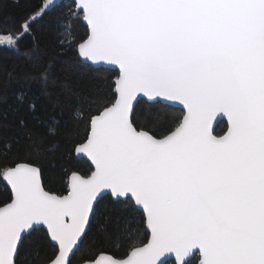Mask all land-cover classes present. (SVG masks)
Wrapping results in <instances>:
<instances>
[{
  "label": "snow or ice",
  "instance_id": "1",
  "mask_svg": "<svg viewBox=\"0 0 264 264\" xmlns=\"http://www.w3.org/2000/svg\"><path fill=\"white\" fill-rule=\"evenodd\" d=\"M56 9H66L59 50L44 67L39 45L21 51V41ZM0 45L32 63L38 75L20 80L44 95L67 53L99 85L74 109L69 138L80 123L86 135L65 157H86L89 172L61 165L60 193L46 185L45 138L29 126L40 119L35 101L16 95L14 124L0 108V129H15L0 133V264H38L40 241L52 252L46 264H264V0H42ZM105 200L122 206L126 247L83 255L94 218H109Z\"/></svg>",
  "mask_w": 264,
  "mask_h": 264
},
{
  "label": "trees",
  "instance_id": "2",
  "mask_svg": "<svg viewBox=\"0 0 264 264\" xmlns=\"http://www.w3.org/2000/svg\"><path fill=\"white\" fill-rule=\"evenodd\" d=\"M46 1V0H45ZM42 4V0H0V36L14 34L22 22L32 13L36 12ZM66 9H56L45 15L43 19L33 25V36L27 37L21 41V51L24 48L39 45L37 53L38 63L44 67L48 66L50 55L57 53L59 50L56 23L62 19ZM86 27L77 26L76 37H83ZM34 37V39H33ZM69 71H65L69 68ZM28 72L33 76L38 73L34 70L31 62L26 58L18 55L14 50L7 46L0 45V108L8 113V119L5 124H14L11 108L15 106L16 95L24 91L29 98L33 99L36 104L39 121L29 120V126L40 136L44 137V143L41 146L45 151L43 161L46 170V185L50 190L63 192L64 185L61 179V165H66L81 174H87L90 165L83 159L73 157L66 160V154L72 146L79 142L85 135L83 123L78 125V135H72L69 138V132L76 129L77 125L74 120V109L78 105H87L88 99L96 95V88L99 87L89 75H85L78 67L76 59L70 54H63L52 65L50 69L51 79L56 83L47 89V95L42 94V88L39 82L33 81L24 84L20 77L23 73ZM115 76H112V80ZM68 83L71 91L64 89L63 85ZM175 116H180V109H171ZM27 107L20 113L25 115ZM59 121L56 129V135L49 136L48 125L52 120ZM225 123L217 127V132L225 131ZM15 129L5 127L0 129L3 137L7 139L12 136ZM50 144L57 145L55 151L47 152ZM54 166V167H53ZM52 173L54 178L49 180L48 175ZM8 193L0 187V205L7 200ZM109 209L108 219L98 215L93 220L91 230L85 238V246H82L81 253L89 257L96 258L100 254L122 255L126 244L120 237V221L122 213L120 207L111 205L108 200L101 202V207ZM98 224H106L107 231L97 230ZM138 239L146 242L148 233L141 229ZM39 261L38 264H46L48 257L52 255L51 249L47 248L42 241L39 242ZM79 257L74 258V264H77Z\"/></svg>",
  "mask_w": 264,
  "mask_h": 264
},
{
  "label": "water",
  "instance_id": "3",
  "mask_svg": "<svg viewBox=\"0 0 264 264\" xmlns=\"http://www.w3.org/2000/svg\"><path fill=\"white\" fill-rule=\"evenodd\" d=\"M46 2V1H45ZM176 109H180V107H176ZM225 124H226V118H225V122H224ZM218 127V126H217ZM226 131V130H225ZM77 158V157H76ZM77 159H83V160H85L90 166H91V162L86 158V157H84V158H77ZM99 256V255H98ZM98 256L96 257V258H98Z\"/></svg>",
  "mask_w": 264,
  "mask_h": 264
},
{
  "label": "rangeland",
  "instance_id": "4",
  "mask_svg": "<svg viewBox=\"0 0 264 264\" xmlns=\"http://www.w3.org/2000/svg\"><path fill=\"white\" fill-rule=\"evenodd\" d=\"M2 46H5V45H2Z\"/></svg>",
  "mask_w": 264,
  "mask_h": 264
}]
</instances>
